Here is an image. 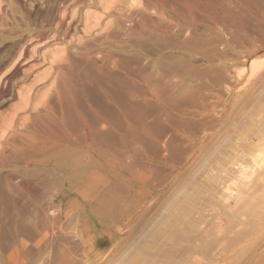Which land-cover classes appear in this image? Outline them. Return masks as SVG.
<instances>
[{
    "label": "rangeland",
    "instance_id": "obj_1",
    "mask_svg": "<svg viewBox=\"0 0 264 264\" xmlns=\"http://www.w3.org/2000/svg\"><path fill=\"white\" fill-rule=\"evenodd\" d=\"M255 2L0 0V67L30 45L16 96H0V264H264V0ZM60 67L108 120L93 154L70 117L77 153L25 130L18 92L31 93L30 108L60 110ZM74 173L98 177L96 198L115 214L65 192ZM84 224H100L96 254Z\"/></svg>",
    "mask_w": 264,
    "mask_h": 264
},
{
    "label": "bare ground",
    "instance_id": "obj_2",
    "mask_svg": "<svg viewBox=\"0 0 264 264\" xmlns=\"http://www.w3.org/2000/svg\"><path fill=\"white\" fill-rule=\"evenodd\" d=\"M156 1V0H155ZM161 1L162 3H166L170 0H159ZM209 3H213L214 2H218L216 0H207ZM226 0H224L225 2ZM255 4L258 2V1H262V0H255ZM196 2V1H195ZM194 2V3H195ZM159 3V2H158ZM193 3V2H192ZM198 3V2H197ZM167 4V3H166ZM22 5V4H21ZM161 5V4H160ZM171 5V4H170ZM218 5V3H217ZM167 6V5H166ZM164 6V7H166ZM178 6V5H177ZM191 6V5H190ZM168 7V6H167ZM222 8V7H221ZM172 10V9H170ZM223 13L227 14L226 13V9L225 11L223 10ZM229 14V13H228ZM232 14V13H231ZM225 16V15H224ZM231 16V15H230ZM223 19V16L220 17ZM226 19V16L224 17ZM42 35V34H41ZM44 35H42L43 37ZM19 37V36H18ZM22 39V38H21ZM25 39V38H24ZM23 39V40H24ZM44 39V37H43ZM36 40V39H35ZM38 40H42V39H37L36 41ZM18 41V40H17ZM33 41V40H32ZM14 42V41H13ZM12 42V43H13ZM20 42V41H19ZM9 43V42H8ZM6 44V43H5ZM8 45V44H7ZM2 46V45H1ZM17 49L18 52H19V55L18 57L16 56H13L12 54L8 55V57L6 58V60L4 61V63L1 65L0 67V70L4 67L8 68L9 66H11V68L6 72V78H4V80H1L0 81V96H4L6 95V97L8 96H12V95H15V90L13 89V83H12V80H13V77H15L16 75L18 74H23V72H25L24 70H22V63H24L26 60H27V55H28V52H29V47L30 45H28V41H24V43H21L17 44ZM6 49V48H5ZM14 49V48H13ZM12 52V51H11ZM17 52V51H16ZM17 52V54H18ZM13 53V52H12ZM16 55V54H15ZM35 57V55H34ZM3 58V57H2ZM33 59V58H32ZM2 60V59H1ZM3 61V60H2ZM30 62V60H29ZM58 63V62H57ZM60 64V62H59ZM58 65V64H57ZM32 67V66H31ZM57 67V66H56ZM59 67V66H58ZM57 67V69H58ZM67 67V66H66ZM32 69V68H31ZM64 67H60V71H61V78L59 79H55L57 81L58 84H60V86L58 87V108L60 110H58L56 108L55 105H50L49 101L44 103L42 109L39 110L38 109H34V108H30V101H31V93H27L26 94L23 91V89L21 90V92H18V95L20 96V99H21V105H18V106H21V108H17L19 109L18 111L20 112V110L22 111H26V113L31 112V116L28 115L30 117L29 120H27V122L30 121L31 123V128L27 127L28 124L26 123V119L24 122V124L26 123L25 127L26 129L25 130H31V133L35 135H38L40 136L39 138L40 139H43V140H46L47 143L51 140H54V141H58V143H63L62 145L60 144V146L62 147H67L68 145V148H72V152L74 153L75 150H77V152L79 151V148L80 146L82 145L77 139L75 138H72L69 131H68V120L66 119V117H70V119H72V121H74L75 123H77L80 128L84 131V133L82 134L83 136V139L85 141V143L87 144V147H88V151H91V152H88L90 154H93V152H96V147H94L95 145H99V141L100 140V136H99V128H100V125L103 124L104 126H109V123H108V120L105 119V118H101L99 116V110H95L93 109V107H91L90 105L86 106L82 101L81 99V95H83L84 91H82V89L84 90V88L82 87V89L80 90V81L77 80V79H74V76H71L70 74L73 73L72 72H69L67 71V74H66V70H63ZM67 69V68H66ZM70 68H68L69 70ZM26 70V69H25ZM72 70V69H71ZM255 67L253 66L252 67V71H255ZM59 71V69H58ZM30 72V71H29ZM65 72V73H64ZM69 72V74H68ZM56 73V72H55ZM65 75H64V74ZM26 75V73H24ZM24 75V76H25ZM53 75V74H52ZM51 75V76H52ZM58 75V74H57ZM64 75V76H62ZM73 75V74H72ZM23 76V77H24ZM56 77V75H53ZM26 77V76H25ZM63 77V78H62ZM22 78V77H21ZM51 78V77H50ZM3 79V78H2ZM25 79V78H24ZM77 80V81H76ZM20 82V81H19ZM23 82V81H22ZM34 82V81H33ZM31 83V82H30ZM37 84V83H36ZM33 86V88L35 87V85ZM82 85V84H81ZM29 86V85H28ZM79 87V88H78ZM18 88V87H17ZM26 88V87H25ZM32 89V87H30ZM28 88V89H30ZM86 90H88L87 88L85 89V92ZM31 91V90H30ZM28 91V92H30ZM82 93H81V92ZM33 92V91H31ZM81 93V95L79 94ZM38 94V93H36ZM81 96H79V95ZM16 96V95H15ZM37 96V95H36ZM35 96V97H36ZM86 96V95H85ZM2 98V97H1ZM4 98V97H3ZM13 99V98H12ZM18 99V98H17ZM86 99V98H85ZM44 101V100H43ZM42 101V102H43ZM85 102V101H84ZM3 103V102H2ZM20 103V102H19ZM49 103V104H48ZM87 103V101H86ZM33 105V104H32ZM17 106V107H18ZM35 106V105H33ZM40 106V105H39ZM38 106V107H39ZM13 107V106H12ZM37 107V106H36ZM15 109L14 107V110H17ZM33 109V110H32ZM12 110V108L10 109ZM9 111V110H8ZM13 111V110H12ZM21 111V112H22ZM10 112V111H9ZM19 112H16L15 111V114L14 116L17 117L19 114ZM58 112L60 113V115H58ZM14 113V112H13ZM12 113V114H13ZM23 113V112H22ZM7 114V113H6ZM9 115V114H8ZM12 116V115H11ZM10 117V115H9ZM9 117L7 116L8 120H9ZM13 117V116H12ZM11 119H14L15 120V117ZM19 118V116H18ZM2 119V118H1ZM4 120L5 117H4ZM17 120V119H16ZM13 121V120H12ZM11 121V122H12ZM6 122V121H5ZM4 122V123H5ZM23 124V123H22ZM22 124H19V125H22ZM23 124V125H24ZM10 125V126H9ZM15 125V124H14ZM12 125L10 122L8 124V126L6 127L8 129V127L10 128V130L12 129V127L14 126ZM22 125V126H23ZM4 126V125H3ZM12 126V127H11ZM16 127V126H15ZM20 127V126H19ZM23 128V127H22ZM2 130V129H1ZM22 131V130H21ZM6 132V131H5ZM4 132V133H5ZM9 133V132H7ZM29 133V131L27 132ZM6 134V133H5ZM21 133L19 132V134H16L17 135H20ZM31 134V135H33ZM11 135V134H10ZM23 136V134H21ZM3 136V135H1ZM25 136V135H24ZM30 136V135H29ZM33 136V137H34ZM4 137V136H3ZM27 137V135H26ZM31 137V136H30ZM19 138H22L19 136ZM4 139V138H1V140ZM33 139V138H32ZM11 140V139H10ZM31 149L33 147V149H37V152L40 153V152H43L45 151V147L46 145L44 144H47L45 141V143L42 141H35L34 139L31 140ZM82 142V141H81ZM104 142V141H103ZM26 144V143H25ZM29 145V144H26V146ZM25 146V145H24ZM27 148V147H26ZM23 149V148H22ZM39 149V150H38ZM93 150V152H92ZM36 151V150H34ZM65 152V151H64ZM75 152V153H77ZM63 153V152H62ZM95 154V153H94ZM3 156V154H2ZM5 156V155H4ZM3 156V157H4ZM1 157V156H0ZM43 161V160H42ZM45 161V160H44ZM45 163V162H44ZM43 163V164H44ZM44 166V165H43ZM67 165H65L66 167ZM56 168V167H55ZM61 168L59 166V170L61 171ZM77 168V167H76ZM75 168V171H78V169ZM58 169V168H57ZM64 169V168H63ZM62 169L63 172H65L64 170ZM80 169V168H79ZM73 170V169H72ZM61 171V172H62ZM56 172V171H55ZM70 172V171H69ZM79 173L81 171H78ZM79 173H74L73 175H70L68 178L67 176L64 178L66 179L67 178V183L65 182L66 185L68 186H65V192H68L70 195H83L84 199H87L94 207V211L98 214H101V215H108L107 217H110L112 215L110 214H115V211L117 209H114L111 207L110 205V201H106V199L104 198V196H100L101 198H96V193L94 192V187L95 185L98 183L97 182V179L98 177L96 176H92L93 174L89 173V174H84L83 176ZM26 174H27V171H26ZM31 174V173H30ZM29 174V175H30ZM45 174V173H44ZM28 175V176H29ZM81 175V176H80ZM63 176V175H62ZM31 177V176H30ZM31 179V178H30ZM29 179V181H30ZM26 180V179H25ZM27 181V180H26ZM33 182V180H32ZM64 183V182H63ZM105 183V182H104ZM25 184V189L29 188L28 190H30L31 186L33 185V183H29L27 181V183H24ZM36 186V185H35ZM24 187V186H23ZM100 187V186H99ZM34 188V187H32ZM103 189V188H102ZM32 190V189H31ZM35 190V189H34ZM114 197V196H113ZM115 198V197H114ZM109 200V199H108ZM115 202H118L120 203L121 199L117 198L114 200ZM113 202V203H115ZM116 205V204H115ZM120 205V204H119ZM116 207V206H115ZM118 208V207H117ZM114 209V210H113Z\"/></svg>",
    "mask_w": 264,
    "mask_h": 264
},
{
    "label": "crops",
    "instance_id": "obj_3",
    "mask_svg": "<svg viewBox=\"0 0 264 264\" xmlns=\"http://www.w3.org/2000/svg\"><path fill=\"white\" fill-rule=\"evenodd\" d=\"M75 204H77V201H74L73 202V204H72V207H73V205H75ZM61 207L63 206V203H61V205H60ZM93 225V224H92ZM91 224H84V226H81L80 227V229H79V235L82 237V238H84V239H86V241H88V240H91V242H93L92 244H93V246L91 247V249H92V254H96V253H93L94 252V249H95V247H96V244H97V240H98V238H99V235H98V237H97V234L98 233H96V231H95V229H93V227L94 228H99V225H93L92 226ZM105 225V224H104ZM103 225V226H104ZM99 232V231H98ZM111 238L108 236V240H110ZM85 241V242H86ZM89 245V244H88ZM87 248L89 249V246H87ZM39 254H41V253H39ZM93 256V255H92ZM25 257H27V254H21V258H23V259H25Z\"/></svg>",
    "mask_w": 264,
    "mask_h": 264
}]
</instances>
